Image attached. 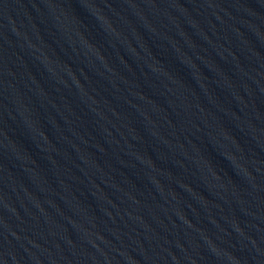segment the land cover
Listing matches in <instances>:
<instances>
[{"label": "water", "instance_id": "1", "mask_svg": "<svg viewBox=\"0 0 264 264\" xmlns=\"http://www.w3.org/2000/svg\"><path fill=\"white\" fill-rule=\"evenodd\" d=\"M0 264H264V0H0Z\"/></svg>", "mask_w": 264, "mask_h": 264}]
</instances>
